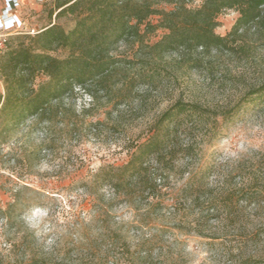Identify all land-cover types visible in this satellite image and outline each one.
I'll return each instance as SVG.
<instances>
[{
    "label": "rangeland",
    "instance_id": "rangeland-1",
    "mask_svg": "<svg viewBox=\"0 0 264 264\" xmlns=\"http://www.w3.org/2000/svg\"><path fill=\"white\" fill-rule=\"evenodd\" d=\"M55 3L20 0L14 14L23 24L4 32L5 50L31 44L22 35L53 25L72 30L76 16H57ZM4 5L0 0V10ZM239 17L234 9L223 12L215 33L228 36ZM165 33L157 31L149 45ZM233 46L175 52L128 70L112 100L99 93L93 101L76 89L52 124L31 120L0 137V264H244L264 255V101H244L264 85V40L251 29ZM51 54L69 55L64 49ZM117 54L131 56L124 45ZM4 96L0 78L1 102ZM178 101L236 115L220 123L217 136L211 124L181 134L192 152L180 154L164 175L158 210L109 187L86 192L92 174L126 163L132 145L151 136L160 115ZM188 178L199 190L185 197L180 192Z\"/></svg>",
    "mask_w": 264,
    "mask_h": 264
},
{
    "label": "trees",
    "instance_id": "trees-1",
    "mask_svg": "<svg viewBox=\"0 0 264 264\" xmlns=\"http://www.w3.org/2000/svg\"><path fill=\"white\" fill-rule=\"evenodd\" d=\"M194 1L56 0L57 16H76L72 30L67 33L53 25L32 37L22 35L31 44L21 41L0 54V78L5 88L0 101V137L31 120H37L38 125L52 124L63 114L59 111L63 99L76 89L83 90L93 101L98 100L99 93L112 100L116 89L127 79L128 70L148 67L167 54L199 49L202 54L231 51L233 44L243 41L251 29L259 40H264V0H203L198 9H193L190 5ZM232 9L240 17L230 34L222 37L215 33L220 26L219 15ZM153 17L158 18L156 24ZM159 30L166 33L149 45L150 37ZM119 45L128 48L131 56L117 54ZM56 49L66 50L68 57L52 56ZM40 77L44 79L37 84ZM250 100L264 101V85L248 92L244 101ZM235 115L201 103L176 102L160 115L151 136L132 145L126 163L121 167L107 165L92 174L85 182L86 192L98 193L109 187L128 202L146 201L158 210L164 195V175L180 154L186 157L192 152L191 145L181 143V134L211 124L217 136L220 123H232ZM192 180L188 178L182 187L180 193L185 197L199 190H194ZM251 198L245 196L243 201ZM227 200L225 206L230 209L232 198ZM245 259L244 264H264L263 254Z\"/></svg>",
    "mask_w": 264,
    "mask_h": 264
},
{
    "label": "built area",
    "instance_id": "built-area-1",
    "mask_svg": "<svg viewBox=\"0 0 264 264\" xmlns=\"http://www.w3.org/2000/svg\"><path fill=\"white\" fill-rule=\"evenodd\" d=\"M4 8L0 10V54L4 52L7 45V39L2 36L7 31H20L22 21L15 14L14 11L20 7L18 0H4Z\"/></svg>",
    "mask_w": 264,
    "mask_h": 264
}]
</instances>
